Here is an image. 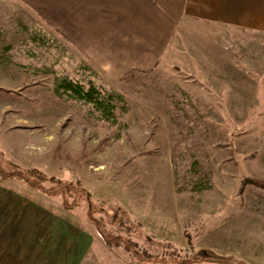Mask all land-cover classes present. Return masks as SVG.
I'll use <instances>...</instances> for the list:
<instances>
[{"label":"rangeland","instance_id":"rangeland-1","mask_svg":"<svg viewBox=\"0 0 264 264\" xmlns=\"http://www.w3.org/2000/svg\"><path fill=\"white\" fill-rule=\"evenodd\" d=\"M36 27L44 25L32 17L0 31V193L28 194L18 201L0 195V264L44 260L32 255L39 240L29 233L40 230L41 217L23 208L28 202L87 226L100 253L86 257L90 264H140L124 250H107L90 222L103 219L116 229L113 216L125 218L131 238L153 255L162 246L183 253L185 231L198 237L190 251L204 252L206 261L264 264V190L248 185L238 192L244 178L264 181V53L252 52L262 49L252 37L242 36L240 47L246 39L248 45L234 62L211 58L202 70L164 61L115 81L59 36L53 34L59 47L44 40ZM207 31L209 41L223 39L216 28ZM44 41L48 56L38 49ZM89 77L97 99L105 91L118 97L108 118L93 102L54 91L66 78L86 92ZM171 88L189 100L205 134L173 103ZM179 115L186 130H197L190 142L172 121Z\"/></svg>","mask_w":264,"mask_h":264},{"label":"crops","instance_id":"crops-1","mask_svg":"<svg viewBox=\"0 0 264 264\" xmlns=\"http://www.w3.org/2000/svg\"><path fill=\"white\" fill-rule=\"evenodd\" d=\"M32 17L52 35L44 27L34 32L56 47L60 41L53 36H59L115 81L153 71L164 61L202 70L210 68L207 62L212 59L234 62L236 50L248 45L246 39L240 47L242 36H251L252 43L264 48V0H0V31ZM208 27L219 30L223 39H206ZM262 49L252 52L262 55ZM1 192L17 201L28 195L10 189ZM12 201L8 205L16 209L17 201ZM23 208L40 213L41 220L36 221L40 230L29 235L38 236L39 241L30 247L32 255L44 256L41 264H90L87 256L100 255L95 234L79 220L67 222L60 212L36 202L24 203ZM103 244L107 250L126 251Z\"/></svg>","mask_w":264,"mask_h":264},{"label":"trees","instance_id":"trees-1","mask_svg":"<svg viewBox=\"0 0 264 264\" xmlns=\"http://www.w3.org/2000/svg\"><path fill=\"white\" fill-rule=\"evenodd\" d=\"M44 40H46V37L44 36ZM44 41V51L41 49V46H38L39 51H41L44 56H48L46 53V46ZM37 49V47H36ZM34 56V55H33ZM87 69V68H85ZM90 84H92L91 77ZM54 91L60 95L64 96L67 95L69 98L76 100V101H85V102H93L95 105V108L102 112V114L108 118L109 115L112 113V106L110 104H114L116 101H118V97L114 98L113 94L111 92L105 91L103 93V97L96 98L95 93H97L96 88L94 85H90L89 88L86 90V92L83 91L82 87L69 79L62 78L58 79L55 83ZM171 99L175 105H177L178 109L182 113V115H190L197 123H200V129L198 131H202L204 134L205 128L201 122V119L199 117V114L196 112V110L191 107L189 104V100L181 96L177 93L176 89L171 88ZM173 123L178 125L180 128H182V133L185 135H188L187 142H190L191 135L193 132L197 131L196 128H190L185 129L184 125L185 123L182 120L181 115L175 116L172 119ZM184 128V129H183ZM185 142V141H184ZM185 161L187 162L186 165H189L191 160L189 158H186ZM18 171L21 172L19 167L17 168ZM0 176L3 177V172L0 170ZM24 181H26L29 186L32 188H36L34 183L32 181L26 180V178H22ZM248 185H253L259 188H262L264 190V181L254 180L250 178H244L240 181L238 192H242L244 187ZM92 222L96 225V230L98 235L103 239L106 246L108 247H116V248H123L129 253H131L133 259L138 261L141 264H150L151 262H155L157 260H160L162 263L166 262L167 264H236L234 261H206L203 259L204 257H208L205 255L202 251H197L193 253L190 251L194 246V241L198 238L197 236L191 238L189 234L185 231L183 233L184 238L186 239L187 249L186 252H190L188 255L185 254V251L183 253H179L177 249H171L169 246H162V249L164 250L161 254L153 255L150 251L146 248L141 247L138 245L136 241H134L130 234H131V226L128 223V221L121 217L113 216L111 219V223L116 222V229H110L108 230V227L106 226V223L103 222V219L93 220ZM149 245V244H148ZM163 260V261H162ZM164 263V264H166ZM152 264V263H151ZM238 264V263H237Z\"/></svg>","mask_w":264,"mask_h":264}]
</instances>
